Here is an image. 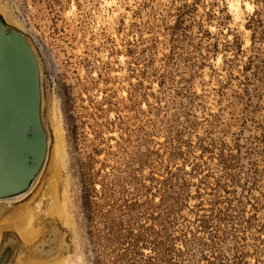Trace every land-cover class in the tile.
I'll return each mask as SVG.
<instances>
[{
	"label": "rangeland",
	"instance_id": "obj_1",
	"mask_svg": "<svg viewBox=\"0 0 264 264\" xmlns=\"http://www.w3.org/2000/svg\"><path fill=\"white\" fill-rule=\"evenodd\" d=\"M0 18L39 61L69 212L5 228L48 155L0 216L8 264H264V0H0Z\"/></svg>",
	"mask_w": 264,
	"mask_h": 264
},
{
	"label": "water",
	"instance_id": "obj_2",
	"mask_svg": "<svg viewBox=\"0 0 264 264\" xmlns=\"http://www.w3.org/2000/svg\"><path fill=\"white\" fill-rule=\"evenodd\" d=\"M49 144L39 61L27 39L0 18V216L33 191ZM16 243L13 236L3 240L0 264H8Z\"/></svg>",
	"mask_w": 264,
	"mask_h": 264
},
{
	"label": "bare ground",
	"instance_id": "obj_3",
	"mask_svg": "<svg viewBox=\"0 0 264 264\" xmlns=\"http://www.w3.org/2000/svg\"><path fill=\"white\" fill-rule=\"evenodd\" d=\"M52 142L53 143L51 146V150L49 149V151H51L50 154L48 151V155L50 156L49 163L47 166V172L49 174V178L48 179L46 178L47 180L45 181V189L41 191L40 199L39 200L37 199L38 202L36 201L37 203L35 207H31L30 205H28L31 201L28 204L20 207L18 209V213L16 212L17 213L15 216L16 223H14L13 220H10L11 222L13 221L12 225L6 223V226H5V228H11L12 226L14 230L16 231V233L19 235V237H21V239H24V240L26 239L25 231H28V230H31L32 232L34 231L44 232L45 231L40 226L41 224L40 222H42L44 216H45L44 218L50 217V219L54 217L61 224L63 223L64 225L67 224L69 221V212L67 209L68 205L66 204L67 195H66V191L64 190L63 186H62L63 190L58 193V188H59V185L61 184L60 182L62 180V175H63L62 170L64 166V163H63L64 161L62 157L63 156L62 155V152H63L62 143L63 142H62L61 131L58 125L55 126L54 128ZM43 181L44 180H42V183ZM37 193H39V191L35 192L31 200L32 199L34 200V197L36 196ZM42 200H47V204L45 203L46 207L43 206L45 208L44 210L42 209L43 208ZM2 227L3 226H1V229ZM57 258H58L56 259L57 261H55L53 258V260L50 263H36V264H62L63 260L59 261L61 259L60 256Z\"/></svg>",
	"mask_w": 264,
	"mask_h": 264
}]
</instances>
